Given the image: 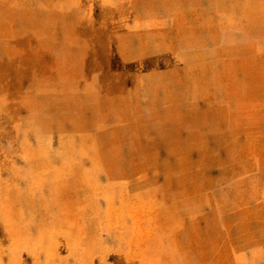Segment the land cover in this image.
I'll return each instance as SVG.
<instances>
[{
	"label": "rangeland",
	"instance_id": "374dc122",
	"mask_svg": "<svg viewBox=\"0 0 264 264\" xmlns=\"http://www.w3.org/2000/svg\"><path fill=\"white\" fill-rule=\"evenodd\" d=\"M0 264H264V0H0Z\"/></svg>",
	"mask_w": 264,
	"mask_h": 264
}]
</instances>
